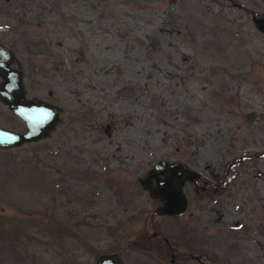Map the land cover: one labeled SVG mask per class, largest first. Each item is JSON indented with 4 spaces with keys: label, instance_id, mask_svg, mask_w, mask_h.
I'll use <instances>...</instances> for the list:
<instances>
[{
    "label": "rangeland",
    "instance_id": "1",
    "mask_svg": "<svg viewBox=\"0 0 264 264\" xmlns=\"http://www.w3.org/2000/svg\"><path fill=\"white\" fill-rule=\"evenodd\" d=\"M0 46L26 96L62 111L47 137L0 149V264L114 252L169 264L152 249L160 203L139 184L160 160L205 179L230 161L234 172L224 191L185 185L184 215H154L160 236L184 220L204 262L264 264V38L245 12L227 0H0ZM0 126L24 130L1 101Z\"/></svg>",
    "mask_w": 264,
    "mask_h": 264
},
{
    "label": "water",
    "instance_id": "2",
    "mask_svg": "<svg viewBox=\"0 0 264 264\" xmlns=\"http://www.w3.org/2000/svg\"><path fill=\"white\" fill-rule=\"evenodd\" d=\"M262 19L257 21V25ZM15 55L0 46V101L24 124L23 131L0 126V149L21 147L47 137L59 121L55 107L45 101L26 99L23 74L12 67ZM199 172L181 162L160 160L139 179L140 186L160 202L159 214L179 215L187 207L184 185L192 183ZM93 264H122L117 252L100 254Z\"/></svg>",
    "mask_w": 264,
    "mask_h": 264
},
{
    "label": "flooded vegetation",
    "instance_id": "3",
    "mask_svg": "<svg viewBox=\"0 0 264 264\" xmlns=\"http://www.w3.org/2000/svg\"><path fill=\"white\" fill-rule=\"evenodd\" d=\"M227 1L229 3V7L245 12V14L247 15V19L251 22V25L254 28L255 34L258 36H262L264 38V0H227ZM260 19H262V22L259 25H257V21H259ZM14 62L15 63L17 62L16 58L14 59ZM12 67L20 69V71L23 74V80H24L25 72L23 67L19 66L17 63L16 64L13 63ZM24 91H25V98L29 99L26 96L27 92L25 90V83H24ZM30 99L39 100L35 97H32ZM54 107L59 113L58 124L60 125L61 124L60 114L62 113L61 107L60 106H54ZM232 165L233 163L231 161L228 162L227 165L225 164V166L222 168L223 172L213 174V179H205L200 174L198 180L196 179L192 183L188 182L185 185L190 184L193 186L194 189H197L199 187L197 186V181H200L202 182V185L199 188H201L202 191H206L207 189L210 190V188L216 191L227 190L231 184L232 179L234 178ZM187 207H188V199H187ZM155 211H156L155 212L156 215H158L159 217H167L168 220L182 216L185 213L184 211L179 215L165 216L159 214L158 209ZM152 215H151L152 219L150 225L149 224L148 225L153 230L152 236L156 238L155 244L157 245V249L155 248L152 249L153 251L157 250L156 254L157 257L160 258V260L169 258V264H211L209 260H207L206 262L202 260V255L205 252L202 251L199 252L198 251L199 247L192 246L190 244V240L194 241L195 243V241H197L195 239H199V236L201 237V234L196 230V227L194 225L193 226L188 225V222L183 220L181 221L182 227L180 229L179 228L175 229L174 227L171 228L169 224H173V225L178 224L180 223V221L168 222V236L162 235L161 237L160 232H158V228L156 227V224L158 222L156 223L155 221H153L154 215L153 216ZM212 260L213 261L215 260L214 256L212 257Z\"/></svg>",
    "mask_w": 264,
    "mask_h": 264
}]
</instances>
